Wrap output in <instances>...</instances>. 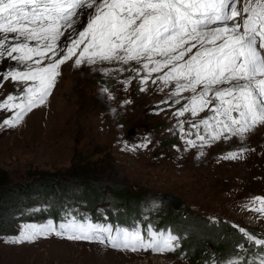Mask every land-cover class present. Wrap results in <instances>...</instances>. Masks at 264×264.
I'll return each instance as SVG.
<instances>
[{"label": "rangeland", "instance_id": "rangeland-1", "mask_svg": "<svg viewBox=\"0 0 264 264\" xmlns=\"http://www.w3.org/2000/svg\"><path fill=\"white\" fill-rule=\"evenodd\" d=\"M73 60L61 66L43 106L30 112L16 128L0 127L3 181L14 185L49 175L74 184L86 177L100 182L106 190L108 201L97 204L98 213H115L119 207L111 204L108 185L119 186L142 199L144 214L155 212L157 217L171 207L165 195H173L182 201L179 213L198 214L213 223H226L231 229L235 224L264 236V217L248 210L255 197H264V126L243 140L222 138L201 146L197 133L205 135L204 128L192 125L200 124L212 113L206 110L196 116L185 113L177 117L175 113L193 94L172 96L174 84L165 86L157 79L163 72L152 75L157 83L149 80L141 84L144 73L129 71L139 68L134 61L127 65L83 63L76 67ZM6 67L20 65L0 60V70ZM99 78H107L111 86L101 85ZM24 87L4 82L0 100ZM105 88L108 92L103 91ZM176 99L181 103L176 104ZM11 115L0 112V121ZM189 132L191 135H187ZM188 139L196 141L197 146L189 147ZM205 139H209L207 135ZM143 144L147 147H138ZM232 152L242 155L237 159L223 158ZM46 207L32 205L31 209ZM72 211L89 213L81 208L68 209L67 213ZM62 217L59 222L50 216L29 219L16 226L14 235L0 236V264H195L178 252L120 251L55 235L34 243H11L25 226L49 221L58 225L65 222L66 213ZM236 233L241 234L238 229ZM229 258L219 264H227Z\"/></svg>", "mask_w": 264, "mask_h": 264}, {"label": "snow or ice", "instance_id": "snow-or-ice-1", "mask_svg": "<svg viewBox=\"0 0 264 264\" xmlns=\"http://www.w3.org/2000/svg\"><path fill=\"white\" fill-rule=\"evenodd\" d=\"M0 60L20 65L0 70V87L7 81L26 86L0 100V112L13 113L0 127L16 128L43 106L69 60L76 67L134 61L139 68L129 71L144 73L141 84L157 83L152 75L163 72L157 79L174 84L172 96L193 94L177 117L212 113L192 125H202L209 138L197 133L201 146L222 138L243 140L264 126V0H0ZM180 127L183 131V122ZM186 143L197 146L192 139ZM248 210L264 217V197H255ZM232 227L245 243H237L227 264H264V236ZM49 235L120 251L175 252L180 243L172 232L148 228L145 237L139 228L114 231L71 213L58 225H27L11 243H34Z\"/></svg>", "mask_w": 264, "mask_h": 264}, {"label": "trees", "instance_id": "trees-1", "mask_svg": "<svg viewBox=\"0 0 264 264\" xmlns=\"http://www.w3.org/2000/svg\"><path fill=\"white\" fill-rule=\"evenodd\" d=\"M98 83L111 86L107 78H99ZM112 196L111 204L117 211H96L99 203L107 202L103 184L89 181L86 177L74 184L62 182L55 176H40L31 182L10 184L0 177V236L15 234L18 224L40 216H50L59 222L67 210L81 208L88 214L73 213L83 221L89 218L93 223L134 230L139 228L147 236V229L172 232L180 238L176 253L187 256L195 264H219L228 259L236 250L237 243H245L242 234L223 222L213 223L198 214L179 213L168 206L162 217L157 213L144 214L140 198H135L123 188L108 185ZM46 204V208L32 210V205ZM107 218V221H104ZM149 253L153 252L148 249ZM174 252V253H175Z\"/></svg>", "mask_w": 264, "mask_h": 264}, {"label": "water", "instance_id": "water-1", "mask_svg": "<svg viewBox=\"0 0 264 264\" xmlns=\"http://www.w3.org/2000/svg\"><path fill=\"white\" fill-rule=\"evenodd\" d=\"M165 200L170 203L171 208L175 211H177L182 205V201L173 195H165Z\"/></svg>", "mask_w": 264, "mask_h": 264}]
</instances>
